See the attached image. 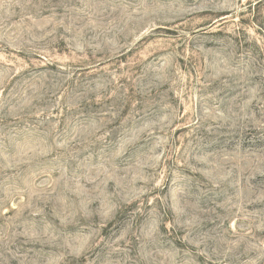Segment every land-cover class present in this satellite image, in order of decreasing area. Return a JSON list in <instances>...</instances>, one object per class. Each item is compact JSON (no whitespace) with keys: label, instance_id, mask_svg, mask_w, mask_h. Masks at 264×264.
<instances>
[{"label":"rangeland","instance_id":"1","mask_svg":"<svg viewBox=\"0 0 264 264\" xmlns=\"http://www.w3.org/2000/svg\"><path fill=\"white\" fill-rule=\"evenodd\" d=\"M0 264H264V0H0Z\"/></svg>","mask_w":264,"mask_h":264}]
</instances>
